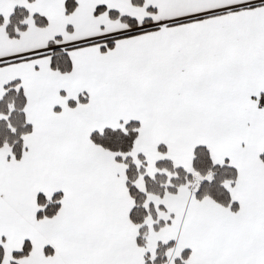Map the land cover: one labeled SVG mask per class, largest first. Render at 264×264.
<instances>
[{
  "label": "snow or ice",
  "instance_id": "obj_1",
  "mask_svg": "<svg viewBox=\"0 0 264 264\" xmlns=\"http://www.w3.org/2000/svg\"><path fill=\"white\" fill-rule=\"evenodd\" d=\"M0 264H264V0H0Z\"/></svg>",
  "mask_w": 264,
  "mask_h": 264
}]
</instances>
